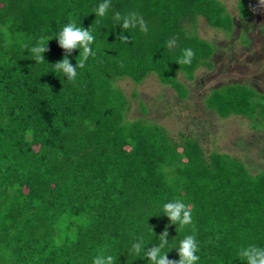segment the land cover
I'll return each mask as SVG.
<instances>
[{
  "label": "trees",
  "instance_id": "obj_1",
  "mask_svg": "<svg viewBox=\"0 0 264 264\" xmlns=\"http://www.w3.org/2000/svg\"><path fill=\"white\" fill-rule=\"evenodd\" d=\"M255 1L239 0V22L220 0H111L104 17L95 14L104 0H0V264H93L101 253L114 264H151L145 252L166 227L170 260L188 235L197 264H247L241 249L264 248V170L129 121L130 101L114 82L154 75L186 100L179 76L213 70L217 52L200 37L199 19L231 35ZM116 12L143 17L147 33L123 30ZM72 21L95 37V56L69 81L53 66L66 55L58 37ZM41 41L49 51L36 62L31 49ZM188 48L191 64H178ZM82 51L68 55L73 66ZM205 103L222 120L238 116L264 132V94L248 84L213 89ZM176 201L191 213L183 228L164 213Z\"/></svg>",
  "mask_w": 264,
  "mask_h": 264
},
{
  "label": "rangeland",
  "instance_id": "obj_2",
  "mask_svg": "<svg viewBox=\"0 0 264 264\" xmlns=\"http://www.w3.org/2000/svg\"><path fill=\"white\" fill-rule=\"evenodd\" d=\"M220 1L236 21H242L239 0ZM248 7L251 18L237 26L231 35L212 29L203 18L199 19L200 37L215 44L217 52L212 59L213 70L199 69L193 81L179 76L188 89L186 100L161 85L154 75L142 84L126 77L114 82L130 101L129 121L160 125L178 143L183 137H192L207 154L216 151L232 156L257 173L264 170V132L253 131L251 122L245 118L232 116L222 120L205 103L213 89L236 83L248 84L264 94V6L256 0Z\"/></svg>",
  "mask_w": 264,
  "mask_h": 264
},
{
  "label": "clouds",
  "instance_id": "obj_3",
  "mask_svg": "<svg viewBox=\"0 0 264 264\" xmlns=\"http://www.w3.org/2000/svg\"><path fill=\"white\" fill-rule=\"evenodd\" d=\"M111 5V0H104L99 4L95 10V14L100 17H104ZM259 5L264 6V0H259ZM114 20L117 22L122 21V29L127 30L129 28H135L139 26L141 32L147 33V24L143 17L139 16L135 12H130L126 16H122L121 13L116 12L114 14ZM121 40L127 41L128 37L123 35V32L118 35ZM95 37L91 34L89 29L78 27L75 21H72L65 25L62 31L59 33L58 43L59 46L65 50L66 55L53 66L56 71H62L69 81H74L77 76V68H83L85 62L89 56H95L91 48V44L94 42ZM49 42V41H48ZM48 44V43H47ZM47 44L43 41L31 49L34 60L36 62H43V53L49 51ZM175 40L168 41V47H174ZM75 49H83L79 54L80 59L76 61V66H73L68 59V55ZM195 53L192 49H184L183 56L177 61L178 64L190 65ZM164 213L169 218L172 224H177L183 228L184 226L192 222L190 210L186 205L180 201L169 202L164 206ZM168 232L167 227L165 231L159 235L160 244L158 246H152L145 252V257L151 262V264H197L200 257L196 255L199 251L198 243L194 235H188L180 241L178 254L179 260H170L167 257V253L162 250L168 244ZM143 241L132 245V252L139 254L142 251ZM239 256L247 261V264H264V248L250 245L247 248H243L239 252ZM93 264H114V257L111 255L100 254L93 259Z\"/></svg>",
  "mask_w": 264,
  "mask_h": 264
}]
</instances>
